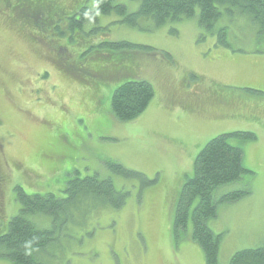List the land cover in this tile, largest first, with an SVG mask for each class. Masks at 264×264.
<instances>
[{
  "label": "rangeland",
  "instance_id": "1",
  "mask_svg": "<svg viewBox=\"0 0 264 264\" xmlns=\"http://www.w3.org/2000/svg\"><path fill=\"white\" fill-rule=\"evenodd\" d=\"M114 2L127 12L139 5ZM92 4L0 0V234L19 210L16 186L61 198L69 179L97 175L126 193L124 204L67 226L44 255L47 264H205L191 221L173 234L178 194L206 142L243 131L255 139L229 142L242 149L250 172L219 186L215 197L249 193L217 203L207 226L220 235L218 264L238 250L264 246V37L247 18L226 15L215 28L227 26L230 46H217L216 34L199 26L197 8L151 30L120 23L114 13L71 26L69 17ZM102 41L153 49L114 52L98 48ZM134 78L148 81L154 94L135 119L120 121L110 110L111 95ZM107 162L153 182L143 186L140 178L115 174ZM32 220L50 226L49 216ZM0 264L12 263L0 258Z\"/></svg>",
  "mask_w": 264,
  "mask_h": 264
},
{
  "label": "trees",
  "instance_id": "2",
  "mask_svg": "<svg viewBox=\"0 0 264 264\" xmlns=\"http://www.w3.org/2000/svg\"><path fill=\"white\" fill-rule=\"evenodd\" d=\"M196 8L199 26L216 34L217 46H230L226 38L227 26L215 28L216 22L226 15L247 18L255 32L264 37V0H139L134 12H127L125 5L114 0H93L91 6L83 5L74 12L69 21L71 26L80 28L84 23H97L100 15L114 13L120 17V23L151 30L169 20L191 17ZM143 21L148 24L142 26ZM171 32L175 33L174 30ZM97 47L114 52L153 49L127 41H102ZM153 94L148 81L126 80L113 90L110 110L120 121L133 120L145 110ZM233 137L243 141L255 139L252 132L234 131L218 134L206 142L195 156L193 175L183 182L175 206L174 236L178 237L191 221L190 235L202 248L205 264H218L220 235L207 226V220L216 216L217 203L236 202L249 193L243 189L232 190L215 197L219 186L250 172L242 166V149L229 142ZM106 165L115 174L140 178L143 186L153 182L120 163L107 162ZM63 191L65 196L58 198L52 194H27L20 186L14 188L19 210L8 220L5 232L0 234V258L12 264H47L44 255L50 247L60 244L67 226L82 225L100 208L119 209L126 198V193L116 190L109 178L100 179L97 175L69 179ZM37 215L49 216L50 226L37 227L32 220ZM228 264H264V246L238 250L231 255Z\"/></svg>",
  "mask_w": 264,
  "mask_h": 264
},
{
  "label": "flooded vegetation",
  "instance_id": "3",
  "mask_svg": "<svg viewBox=\"0 0 264 264\" xmlns=\"http://www.w3.org/2000/svg\"><path fill=\"white\" fill-rule=\"evenodd\" d=\"M1 173V172H0ZM2 178V177H1ZM3 178H4V176H3ZM0 193H2V192H0ZM1 211V210H0Z\"/></svg>",
  "mask_w": 264,
  "mask_h": 264
}]
</instances>
